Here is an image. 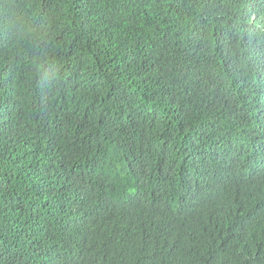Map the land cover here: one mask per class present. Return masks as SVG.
<instances>
[{
    "label": "trees",
    "instance_id": "obj_1",
    "mask_svg": "<svg viewBox=\"0 0 264 264\" xmlns=\"http://www.w3.org/2000/svg\"><path fill=\"white\" fill-rule=\"evenodd\" d=\"M0 264H264V0H0Z\"/></svg>",
    "mask_w": 264,
    "mask_h": 264
}]
</instances>
